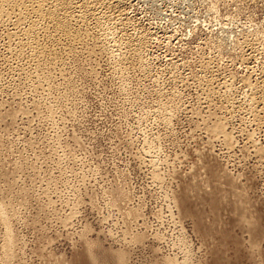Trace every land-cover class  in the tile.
Wrapping results in <instances>:
<instances>
[{"label":"rangeland","instance_id":"obj_1","mask_svg":"<svg viewBox=\"0 0 264 264\" xmlns=\"http://www.w3.org/2000/svg\"><path fill=\"white\" fill-rule=\"evenodd\" d=\"M166 12L0 0V264H264V0Z\"/></svg>","mask_w":264,"mask_h":264},{"label":"built area","instance_id":"obj_2","mask_svg":"<svg viewBox=\"0 0 264 264\" xmlns=\"http://www.w3.org/2000/svg\"><path fill=\"white\" fill-rule=\"evenodd\" d=\"M130 2H139L145 4L147 1H150L152 5L153 12H161L164 16L169 17L166 10H168V6H176L179 3L183 4V0H127ZM160 19V23L163 19L162 15L156 16V19Z\"/></svg>","mask_w":264,"mask_h":264},{"label":"bare ground","instance_id":"obj_3","mask_svg":"<svg viewBox=\"0 0 264 264\" xmlns=\"http://www.w3.org/2000/svg\"><path fill=\"white\" fill-rule=\"evenodd\" d=\"M34 1H35V0H34ZM39 6L42 7L41 4L38 5V8H39ZM46 10H47V9H46ZM26 34H27V33H26ZM0 208H1V207H0ZM1 214H3V213H1ZM8 236H9V235H8ZM10 236H11V235H10ZM8 240H10V239H8ZM9 243H10V242H9Z\"/></svg>","mask_w":264,"mask_h":264}]
</instances>
